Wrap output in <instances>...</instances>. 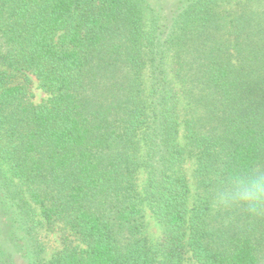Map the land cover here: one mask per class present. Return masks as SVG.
Wrapping results in <instances>:
<instances>
[{
  "label": "trees",
  "instance_id": "1",
  "mask_svg": "<svg viewBox=\"0 0 264 264\" xmlns=\"http://www.w3.org/2000/svg\"><path fill=\"white\" fill-rule=\"evenodd\" d=\"M181 1L0 0V203L78 240L32 264H263L216 197L264 176V0Z\"/></svg>",
  "mask_w": 264,
  "mask_h": 264
},
{
  "label": "rangeland",
  "instance_id": "2",
  "mask_svg": "<svg viewBox=\"0 0 264 264\" xmlns=\"http://www.w3.org/2000/svg\"><path fill=\"white\" fill-rule=\"evenodd\" d=\"M152 5L161 10L166 20L171 17V13L183 5L180 0H150ZM33 80L31 100L35 103L47 97L46 92L38 87V82L33 74H29ZM189 172L192 173L195 162L189 160ZM144 180L141 174L140 182ZM7 204L0 203V264H32L35 259H50L64 249L67 242L74 245L78 243L74 236L62 224H55L53 227L37 226L28 232L26 224L19 228L16 221L17 216L12 209H7ZM145 233L149 239L156 243L162 236L163 228L155 218L150 209L145 211ZM264 260V259H263ZM187 264H198L187 253ZM264 264V261H263Z\"/></svg>",
  "mask_w": 264,
  "mask_h": 264
},
{
  "label": "clouds",
  "instance_id": "3",
  "mask_svg": "<svg viewBox=\"0 0 264 264\" xmlns=\"http://www.w3.org/2000/svg\"><path fill=\"white\" fill-rule=\"evenodd\" d=\"M239 203L247 204L252 215L264 209V176L233 174L232 190L218 193L216 205L230 207Z\"/></svg>",
  "mask_w": 264,
  "mask_h": 264
}]
</instances>
